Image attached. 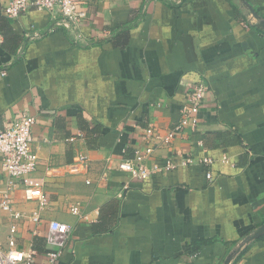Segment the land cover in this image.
Masks as SVG:
<instances>
[{"label": "crops", "instance_id": "0c3cea01", "mask_svg": "<svg viewBox=\"0 0 264 264\" xmlns=\"http://www.w3.org/2000/svg\"><path fill=\"white\" fill-rule=\"evenodd\" d=\"M9 1L0 0V130L22 112L36 117L34 175L49 198L34 234L37 203L18 184L19 246L43 252L47 222L58 219L71 226L58 264H223L264 222V29L250 10L241 0H82L88 18L74 31L34 8L9 19ZM247 1L263 18L264 0ZM200 79L209 90L197 125L154 156L208 155L213 179L201 163L144 181L118 170L149 123L174 129ZM79 153L89 164L72 172ZM12 220L0 212V245ZM233 260L264 264V235Z\"/></svg>", "mask_w": 264, "mask_h": 264}, {"label": "built area", "instance_id": "2783aa9c", "mask_svg": "<svg viewBox=\"0 0 264 264\" xmlns=\"http://www.w3.org/2000/svg\"><path fill=\"white\" fill-rule=\"evenodd\" d=\"M32 8L48 12L56 24L67 30L78 31L88 18L87 8L82 0H10L4 5L2 13L7 18L14 19ZM35 36L39 37L41 33L35 32L33 37ZM76 37V41H79L82 34L78 33ZM0 73L6 75L5 70H1ZM208 90L209 85L202 79L191 85L186 91V101L181 108V117L174 129L162 132L153 123H149L141 134L145 144L136 148L132 157L120 161L117 165L118 170L128 173L131 179L144 181L169 173L179 167L201 163L205 166L206 177L213 179L215 160L208 155L194 156L190 153L178 152L165 158L164 161H159L154 156L157 147L169 145L176 133L188 125L192 127L197 125L200 108ZM35 123V116L22 112L7 120L4 128L0 130V169L2 173L0 176V212L9 213L13 219L7 245H0V264H39L40 254L45 258L44 264H58L70 238L71 226L58 219H51L47 222L43 252H38L34 248H22L18 243V223L27 218L23 211L15 207L14 192L18 184L22 185L24 199L37 203L28 216L29 220L34 223V234L40 233L39 226L44 223L42 212L49 204V198L44 191V179L34 175L40 161L38 153L32 147V130ZM222 160L223 162L229 160L226 154L222 156ZM88 164V155L79 153L70 164V170L78 172L81 166L86 167ZM6 176L8 179L4 181ZM87 182L89 183V180ZM128 189H130V183L125 182L119 196L122 197ZM71 212L81 219L86 218L79 205H73Z\"/></svg>", "mask_w": 264, "mask_h": 264}, {"label": "water", "instance_id": "95a60500", "mask_svg": "<svg viewBox=\"0 0 264 264\" xmlns=\"http://www.w3.org/2000/svg\"><path fill=\"white\" fill-rule=\"evenodd\" d=\"M243 5L250 10L251 15L258 20L257 25L264 29V18L259 15L254 7L247 1V0H241ZM264 235V222L253 229L249 234H247L238 244L237 246L228 254V256L225 258L223 264H231L234 257L242 250L243 246L251 243L255 239L259 238L260 236Z\"/></svg>", "mask_w": 264, "mask_h": 264}, {"label": "trees", "instance_id": "16d2710c", "mask_svg": "<svg viewBox=\"0 0 264 264\" xmlns=\"http://www.w3.org/2000/svg\"><path fill=\"white\" fill-rule=\"evenodd\" d=\"M256 12L259 14V12L256 10ZM264 18V17H263ZM262 223H260V224H258V225H256L254 228H252V230L253 229H255L256 227H258L259 225H261ZM252 230H250L247 234H249ZM263 237V235L262 236H260L259 238H257V239H260V238H262ZM214 239H207V240H205L204 241V243H210V242H212ZM203 243V244H204ZM235 244H237V242L235 243ZM250 244L251 243H249V244H247V245H245V246H243V248H242V250L234 257V260H233V262H236L237 260H239L247 251H248V249H249V247H250Z\"/></svg>", "mask_w": 264, "mask_h": 264}]
</instances>
